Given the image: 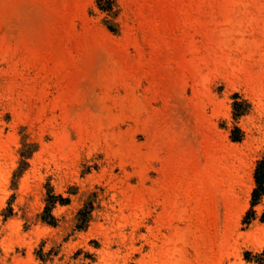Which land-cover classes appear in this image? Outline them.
I'll return each instance as SVG.
<instances>
[{"label":"rangeland","instance_id":"1","mask_svg":"<svg viewBox=\"0 0 264 264\" xmlns=\"http://www.w3.org/2000/svg\"><path fill=\"white\" fill-rule=\"evenodd\" d=\"M262 158L264 0H0V264H264Z\"/></svg>","mask_w":264,"mask_h":264},{"label":"trees","instance_id":"2","mask_svg":"<svg viewBox=\"0 0 264 264\" xmlns=\"http://www.w3.org/2000/svg\"><path fill=\"white\" fill-rule=\"evenodd\" d=\"M108 3H110V0H106ZM255 182L256 186L253 189L252 192V206L257 204L261 198L264 195V158L260 159L257 162L256 170H255ZM51 198L55 199L57 198L56 196H51L48 199V205L46 206L44 212H43V217L44 220H46L49 223H52L54 221V217L51 214V208L53 206L54 200H51ZM61 199V198H57ZM91 208H88V206H85L80 212V224L79 227H83V225H86L87 222L89 221V212ZM261 220L264 222V213L261 217Z\"/></svg>","mask_w":264,"mask_h":264},{"label":"bare ground","instance_id":"3","mask_svg":"<svg viewBox=\"0 0 264 264\" xmlns=\"http://www.w3.org/2000/svg\"><path fill=\"white\" fill-rule=\"evenodd\" d=\"M224 29H226V28H224ZM228 31H230V30H224V32H228ZM241 40V39H240ZM229 55V54H228ZM256 229V228H255ZM253 235H256V234H264V226H261V227H258L253 233H252ZM258 245H260V246H264V238H263V236H262V239H260V241H258V243H257Z\"/></svg>","mask_w":264,"mask_h":264}]
</instances>
